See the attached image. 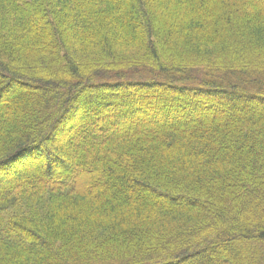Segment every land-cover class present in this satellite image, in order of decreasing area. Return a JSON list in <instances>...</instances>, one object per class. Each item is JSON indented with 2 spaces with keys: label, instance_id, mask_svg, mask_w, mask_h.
I'll list each match as a JSON object with an SVG mask.
<instances>
[{
  "label": "trees",
  "instance_id": "trees-1",
  "mask_svg": "<svg viewBox=\"0 0 264 264\" xmlns=\"http://www.w3.org/2000/svg\"><path fill=\"white\" fill-rule=\"evenodd\" d=\"M0 264H264V0H0Z\"/></svg>",
  "mask_w": 264,
  "mask_h": 264
}]
</instances>
